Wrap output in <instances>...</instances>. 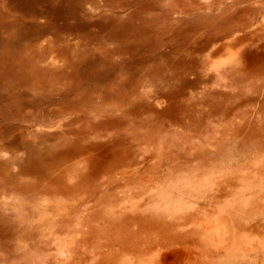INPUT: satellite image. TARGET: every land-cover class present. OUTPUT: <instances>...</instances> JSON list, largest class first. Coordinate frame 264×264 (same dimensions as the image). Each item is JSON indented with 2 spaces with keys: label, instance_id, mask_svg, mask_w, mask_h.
Segmentation results:
<instances>
[{
  "label": "rangeland",
  "instance_id": "1",
  "mask_svg": "<svg viewBox=\"0 0 264 264\" xmlns=\"http://www.w3.org/2000/svg\"><path fill=\"white\" fill-rule=\"evenodd\" d=\"M0 264H264V0H0Z\"/></svg>",
  "mask_w": 264,
  "mask_h": 264
},
{
  "label": "bare ground",
  "instance_id": "2",
  "mask_svg": "<svg viewBox=\"0 0 264 264\" xmlns=\"http://www.w3.org/2000/svg\"><path fill=\"white\" fill-rule=\"evenodd\" d=\"M11 176V175H10ZM8 179V178H7ZM10 179V178H9ZM4 181V180H3ZM11 182V181H10ZM7 185V184H6ZM10 185V184H9ZM6 187V186H5ZM9 189V188H8ZM13 190V189H12ZM18 190V189H17ZM40 190V189H39ZM5 191V190H4ZM10 191V190H9ZM19 191V190H18ZM25 191V190H24ZM34 191V190H33ZM49 192V191H48ZM7 193V192H6ZM28 193V192H27ZM31 193V192H30ZM37 193V192H36ZM32 194V193H31ZM41 194V193H40ZM9 232V231H8ZM10 234V233H9ZM3 239V238H2Z\"/></svg>",
  "mask_w": 264,
  "mask_h": 264
}]
</instances>
